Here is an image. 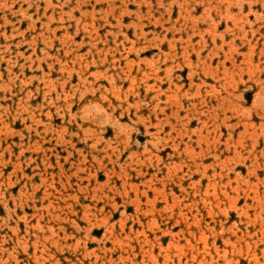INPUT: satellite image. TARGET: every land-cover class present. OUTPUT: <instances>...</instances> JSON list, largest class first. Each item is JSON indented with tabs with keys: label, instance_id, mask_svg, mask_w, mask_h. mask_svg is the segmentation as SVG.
Segmentation results:
<instances>
[{
	"label": "rangeland",
	"instance_id": "rangeland-1",
	"mask_svg": "<svg viewBox=\"0 0 264 264\" xmlns=\"http://www.w3.org/2000/svg\"><path fill=\"white\" fill-rule=\"evenodd\" d=\"M0 264H264V0H0Z\"/></svg>",
	"mask_w": 264,
	"mask_h": 264
}]
</instances>
